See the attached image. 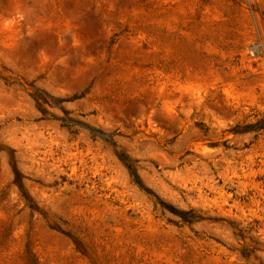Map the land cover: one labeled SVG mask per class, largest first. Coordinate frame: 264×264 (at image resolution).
<instances>
[{"label": "rangeland", "instance_id": "rangeland-1", "mask_svg": "<svg viewBox=\"0 0 264 264\" xmlns=\"http://www.w3.org/2000/svg\"><path fill=\"white\" fill-rule=\"evenodd\" d=\"M0 264H264V0H0Z\"/></svg>", "mask_w": 264, "mask_h": 264}]
</instances>
